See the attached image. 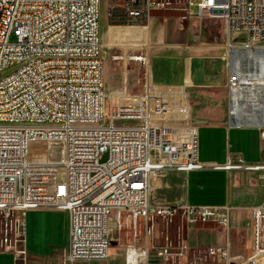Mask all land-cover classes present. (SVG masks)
Segmentation results:
<instances>
[{"label": "built area", "instance_id": "built-area-1", "mask_svg": "<svg viewBox=\"0 0 264 264\" xmlns=\"http://www.w3.org/2000/svg\"><path fill=\"white\" fill-rule=\"evenodd\" d=\"M166 4L114 0L109 16L111 23L150 27L151 10ZM184 7L181 19L222 22L230 119L235 105L251 117L238 124L259 128L264 140V0H185ZM100 15L101 0H0V216L2 229L14 235L4 243L16 251L15 264H27L26 216L36 210L68 214L64 264L106 259L124 229L132 238L124 264H182L187 228L208 221L228 236L232 207L155 202V178L208 167L264 177V161L199 158L189 86L152 81L134 94L108 91ZM247 50L258 52L259 61H249ZM239 52L243 56L231 64L230 56ZM240 104H247V111H240ZM252 209L247 257L232 262L226 240L199 248L198 258L262 264L264 204ZM158 216L167 225L180 216L178 246L154 242ZM151 246H162V261H147Z\"/></svg>", "mask_w": 264, "mask_h": 264}, {"label": "rangeland", "instance_id": "rangeland-1", "mask_svg": "<svg viewBox=\"0 0 264 264\" xmlns=\"http://www.w3.org/2000/svg\"><path fill=\"white\" fill-rule=\"evenodd\" d=\"M170 2L165 8L151 10V26L150 41L153 45L152 59L145 43H120L125 37L126 29L119 23H111L110 10L114 0H101V35L104 56V77L107 90H128L130 93L140 92L146 84H149L148 70L154 71V80L160 82L159 77L163 80H176L181 77L183 81L185 58L192 57V77L195 86L190 87L189 91L194 101V113L200 103L209 101V95L205 93L207 90L215 92V102L221 100L226 94L225 87L227 81L228 64L223 58L224 50L218 47H210L208 45H221L225 42V32L223 24L210 18L202 20L181 19L186 14L184 2L185 0H165ZM195 2L199 0H194ZM116 4L122 6L123 2L118 1ZM197 10V6H193ZM121 25H128L127 23ZM133 25V24H130ZM117 36V40L113 41L110 30ZM121 38V39H120ZM13 40V37H12ZM123 42V39H122ZM131 56L134 58L130 59ZM15 66H11L5 73H10ZM150 81L152 82V76ZM165 82V81H164ZM183 83V82H182ZM209 98V99H208ZM208 99V100H207ZM196 110V111H195ZM193 118L194 114H193ZM196 125L198 123L194 119ZM210 122L216 121L210 119ZM262 143V140H257ZM234 160H244L249 162L238 152H232L229 155ZM107 156L105 155L104 161ZM229 172V171H228ZM183 174L176 171H167L163 178V189L155 190L153 201L155 202H181L183 192ZM261 177L257 174V177ZM45 212H58L56 210H36ZM64 213V212H60ZM233 208L230 209V228L231 233L233 225ZM239 220L246 221L250 218V224L245 226L246 231L251 229V237L247 234L238 233L234 238L231 250V261H239L250 254L252 242V226H253V209H247L246 213L237 217ZM63 217L60 215H46L43 213L33 214L28 220L30 222V238L45 243L44 250L36 252L28 247L27 264H64V253L66 249L67 229H63ZM27 220V216H26ZM153 231V240L158 245L171 244L178 246L181 241L183 228L180 216H174L169 221V225L165 224L162 217L158 216L155 220ZM3 220L0 216V264H15L17 253L11 252L5 245L4 240L9 238V243L14 239L11 231L4 230ZM223 228L219 225L208 221H197L193 226L187 228L190 233V242L194 239L203 240L205 233L200 228ZM54 230V232H53ZM35 231V233H34ZM53 232V233H52ZM34 233V234H33ZM225 233V232H224ZM229 235V234H228ZM27 236V235H26ZM227 236V234H226ZM27 238V237H26ZM131 235L128 229L122 232L120 243H113L109 249L106 259L93 261H77L74 264H124L126 244L130 241ZM27 241V240H26ZM196 243V242H195ZM27 245V244H26ZM212 244L196 243L194 245L188 243L187 257L183 259L182 264H227L223 261L218 262L212 257L198 258V249L207 248ZM236 251V253H235ZM262 264H264V257Z\"/></svg>", "mask_w": 264, "mask_h": 264}, {"label": "crops", "instance_id": "crops-1", "mask_svg": "<svg viewBox=\"0 0 264 264\" xmlns=\"http://www.w3.org/2000/svg\"><path fill=\"white\" fill-rule=\"evenodd\" d=\"M145 27H140L138 32L132 35H125L120 43H149L148 50L150 60L152 59L153 45L149 39L150 31L144 34ZM113 41L117 40V36L110 30ZM139 33L140 35H137ZM225 44L208 45L210 47L224 48ZM192 57L188 56L184 62L183 81L181 77L176 80L168 81L159 77L160 82L154 80V71L148 70L149 82L152 79L157 84L163 85H182L195 86L192 77ZM165 81V82H164ZM183 82V83H182ZM211 99L200 103L194 113V119L199 125V158L206 163H225L232 152H238L249 163H257L264 161V140L261 138L259 128L249 125H233L229 116L228 93L219 101L215 102V92L207 90L205 93ZM207 99V100H208ZM195 110V111H196ZM210 119L216 121L210 122ZM262 140L258 143L257 140ZM177 172V171H176ZM183 174V192L181 202L200 205H223L229 203L233 208V229L226 236L224 231L218 228H200L205 233L203 240H192L190 242V233H186L187 242L194 245L196 243H205L212 245H223L226 240L230 242L231 250H234L233 242L238 233L247 234L251 237V229L246 231L245 226L250 224V218L246 221L239 220L237 217L246 213L247 209L264 204V177L260 173L242 172V171H225L214 169L211 167L203 170H194L190 172H180ZM257 174L261 177H257ZM163 178L156 177L154 180L157 190L163 189ZM36 213H43L48 216L61 215L63 217V229L69 231V217L67 213L60 212H28L26 220V247L31 250L40 252L44 250L45 243L30 238V222L29 218ZM188 231V230H187ZM54 232V230H53ZM52 232V233H53ZM35 233V231H34ZM33 233V234H34ZM196 242V243H195ZM68 244V233L66 247ZM236 253V251H235ZM237 254V253H236ZM160 256L159 253L156 254ZM12 259L14 257L12 256Z\"/></svg>", "mask_w": 264, "mask_h": 264}, {"label": "bare ground", "instance_id": "bare-ground-1", "mask_svg": "<svg viewBox=\"0 0 264 264\" xmlns=\"http://www.w3.org/2000/svg\"><path fill=\"white\" fill-rule=\"evenodd\" d=\"M112 26H124L127 30L126 34L127 35H132L135 32L139 31L140 27H145V26H132V25H110V27ZM145 31L144 34L147 35L149 32V26L145 27ZM137 35H140L139 33H137ZM145 48H147L149 50L150 48V44L146 43L145 44ZM227 54L225 53V55L223 56V58H226ZM243 54L242 53H236L234 56L233 54L230 56L231 58H229L230 63L232 64L233 58H237V57H242ZM135 57L131 56L130 59H132ZM247 58L249 61H259V54L258 52H255V50H247ZM240 111H247V104H240ZM242 115L239 114V108L238 107H232V112H231V122L233 123V125H240L238 123L241 122L242 120ZM251 118V117H250ZM250 118H245L243 117V120H247V121H251ZM255 118H257V116H255ZM247 122V123H249ZM236 171V170H234ZM237 171H242V172H253V171H246V170H237ZM263 205V204H260ZM259 206V205H258ZM256 207V206H255ZM11 252H16L14 251V248L12 246H6ZM159 253L160 256H157L156 254ZM147 261L151 262V263H158V261H162V246H151L150 247V251H147Z\"/></svg>", "mask_w": 264, "mask_h": 264}, {"label": "water", "instance_id": "water-1", "mask_svg": "<svg viewBox=\"0 0 264 264\" xmlns=\"http://www.w3.org/2000/svg\"><path fill=\"white\" fill-rule=\"evenodd\" d=\"M16 264H23L22 261H16Z\"/></svg>", "mask_w": 264, "mask_h": 264}]
</instances>
